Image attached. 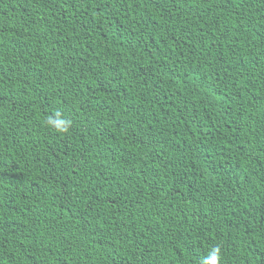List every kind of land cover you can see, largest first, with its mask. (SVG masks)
Listing matches in <instances>:
<instances>
[{
    "label": "trees",
    "instance_id": "trees-1",
    "mask_svg": "<svg viewBox=\"0 0 264 264\" xmlns=\"http://www.w3.org/2000/svg\"><path fill=\"white\" fill-rule=\"evenodd\" d=\"M213 247L264 264V0H0V264Z\"/></svg>",
    "mask_w": 264,
    "mask_h": 264
},
{
    "label": "clouds",
    "instance_id": "clouds-1",
    "mask_svg": "<svg viewBox=\"0 0 264 264\" xmlns=\"http://www.w3.org/2000/svg\"><path fill=\"white\" fill-rule=\"evenodd\" d=\"M47 125L58 134H66L71 127V121L64 118L62 113L55 112L54 117H49ZM221 251L218 247H213L209 253L202 258L201 264H220Z\"/></svg>",
    "mask_w": 264,
    "mask_h": 264
}]
</instances>
